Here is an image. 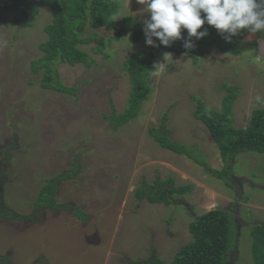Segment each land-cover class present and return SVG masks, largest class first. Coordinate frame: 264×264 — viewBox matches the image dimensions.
<instances>
[{
    "label": "rangeland",
    "instance_id": "rangeland-1",
    "mask_svg": "<svg viewBox=\"0 0 264 264\" xmlns=\"http://www.w3.org/2000/svg\"><path fill=\"white\" fill-rule=\"evenodd\" d=\"M119 11L141 24V38L129 34L111 39L113 31L97 32L106 39L82 46L95 59L91 68L59 64L62 83L74 95L40 86L43 70L32 63L42 55L51 20L39 7L30 25L15 19L0 22V260L7 264H145L159 257L171 264L175 253L192 237L190 223L215 208L237 217L235 251L230 264H251L252 224L264 223V154L243 153L230 161L229 178L219 179L189 158L161 148L148 134L167 114L169 137L195 148L210 169L223 172L217 146L193 116L196 102L217 110L228 84L236 93L234 127L245 129L264 97V33H250L239 56L215 46L198 64L185 54H156L160 63L149 78L152 92L138 116L113 130L103 115L121 113L129 96V78L121 66L133 53L147 55L143 20L148 17L136 0H118ZM172 58L164 61V54ZM197 100H194L193 98ZM57 182L55 210L35 206L40 188ZM171 176L175 186L190 191L172 196L169 206L134 198L135 190L156 177ZM229 184V185H228ZM236 206V207H234ZM78 213L85 216L78 217Z\"/></svg>",
    "mask_w": 264,
    "mask_h": 264
},
{
    "label": "trees",
    "instance_id": "trees-1",
    "mask_svg": "<svg viewBox=\"0 0 264 264\" xmlns=\"http://www.w3.org/2000/svg\"><path fill=\"white\" fill-rule=\"evenodd\" d=\"M39 7L49 9L51 20L43 28L47 35L46 41L38 45L42 55L32 63L31 69L33 72L43 70L40 86L44 89L74 95V88L66 87L62 83L57 67L59 64H67L71 67L83 65L91 68L95 59L82 46L99 42L100 44L94 48V53H101L105 48L106 39L94 31L87 35L89 28L113 31L114 34L109 37V41L122 39L129 34V42L137 43L142 35L140 22L134 21L129 15L121 14L118 0H0V22L15 19L21 26L30 25L29 20L39 14ZM114 13L119 15L116 20L113 19ZM204 28L208 29L209 34L198 41L193 37L196 46L190 50L183 47L182 40L174 41L170 46L165 47L153 38L157 46H148L147 55L133 53L124 60L121 69L129 78V96L126 107L121 113L111 112L103 115L110 128L117 130L128 124L143 109L144 102L149 99L152 92L150 75L160 67L156 65L160 63L156 54L164 52L185 54L194 64H198L199 59L204 57L208 48L213 45L220 52L237 57L241 53V42L250 34L244 31L239 36L233 37L232 43H226L214 28L206 24L198 31ZM182 35H187L186 30L182 31ZM222 87L227 92L220 108L209 109L199 100L196 102L193 116L206 127L211 140L217 146L224 165L223 172L210 169L203 158L194 154L195 148L192 146L179 143L169 137V130L165 127L166 113L160 120L159 126H152L148 130L150 137L161 148L189 158L219 179L229 178L232 175V171L227 169V166L240 154H264V108L252 111L249 125L245 129L236 128L233 125L232 111L236 93L228 84ZM193 99L197 100L195 97ZM78 168L75 163L69 173H59L54 180L47 179L38 192L35 206L50 210L60 208L61 205L54 200L57 182L73 178ZM191 187V185L176 187L171 176L166 179L156 177L152 183L138 187L134 192V198L138 201L145 200L149 204L169 206L173 195L185 194ZM77 215L80 218L85 216L83 213ZM237 231L229 211L220 207L210 210L190 223L189 232L192 239L180 247L171 264H227L235 251ZM249 233L250 262L264 264V223L252 224ZM4 260L1 259L0 264H7ZM144 263L164 264V261L159 257H153Z\"/></svg>",
    "mask_w": 264,
    "mask_h": 264
},
{
    "label": "clouds",
    "instance_id": "clouds-1",
    "mask_svg": "<svg viewBox=\"0 0 264 264\" xmlns=\"http://www.w3.org/2000/svg\"><path fill=\"white\" fill-rule=\"evenodd\" d=\"M144 6L148 17L143 20L145 44L170 46L174 41L182 40L186 50L196 45L192 38L200 40L206 37L208 29L198 31L205 24L214 28L226 43H232L233 37L242 32L264 33V0H136ZM118 14H113L116 20ZM187 35L183 36L182 31ZM172 58L164 54V61ZM158 63L156 65H161ZM257 104H264V97L255 96Z\"/></svg>",
    "mask_w": 264,
    "mask_h": 264
},
{
    "label": "flooded vegetation",
    "instance_id": "flooded-vegetation-1",
    "mask_svg": "<svg viewBox=\"0 0 264 264\" xmlns=\"http://www.w3.org/2000/svg\"><path fill=\"white\" fill-rule=\"evenodd\" d=\"M260 46H261V45H260ZM259 49H260V47H259ZM234 207H236V206H234ZM224 209L227 210V211H229L230 214H232L233 218H234V217H237V215H235L236 213L234 214V212L231 211L230 209H228V207H227V208H224ZM231 255H232V254H231ZM229 262H232V258H231V260H230ZM229 262H228L227 264H230Z\"/></svg>",
    "mask_w": 264,
    "mask_h": 264
},
{
    "label": "water",
    "instance_id": "water-1",
    "mask_svg": "<svg viewBox=\"0 0 264 264\" xmlns=\"http://www.w3.org/2000/svg\"><path fill=\"white\" fill-rule=\"evenodd\" d=\"M263 46H264V43H262V44H261V48H260V49H261V51H262V48H263ZM263 57H264V56H263Z\"/></svg>",
    "mask_w": 264,
    "mask_h": 264
}]
</instances>
